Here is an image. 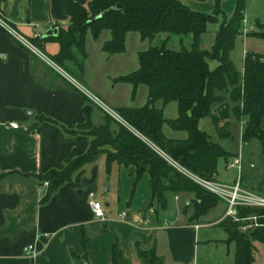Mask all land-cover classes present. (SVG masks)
Listing matches in <instances>:
<instances>
[{"label": "crops", "instance_id": "obj_1", "mask_svg": "<svg viewBox=\"0 0 264 264\" xmlns=\"http://www.w3.org/2000/svg\"><path fill=\"white\" fill-rule=\"evenodd\" d=\"M75 1L86 5L89 0ZM180 1L195 11L212 12L214 9V0ZM233 5L235 0L221 2V8L226 12L232 13ZM0 14L24 38H32L34 34L43 36L46 30L65 27L69 21L64 0H0ZM222 19L220 16L216 23L220 25ZM105 31L102 30L96 39L87 32L85 57L73 47L75 59L81 57L79 77H66L52 68L48 56L43 53L55 55L59 51L58 42L43 43V52L36 47L42 57L0 25V174H6L0 179V264H75V257L85 264H110L114 243L130 264L142 263L137 248L151 247L156 248L165 264H209L200 261L199 251L203 247V255L209 260L212 245L221 246V262L234 264L235 244L226 241L228 235L219 226L226 213L223 200L219 199L204 215L191 220V201L195 194L168 192L167 210H155L151 206L148 173L139 174L134 165L117 162L107 170L105 153L84 165L81 173L76 171L70 181L62 184L46 202L42 201L48 185L44 181L41 183L37 176L50 169L62 168L67 158L88 150L91 137L80 126L88 120L95 126L105 122L100 106L88 103L87 98L91 96L99 101V94L107 96L109 93L105 86L84 73V62L89 60L86 40L90 37L99 40ZM248 33L246 31V35ZM109 38L110 32L101 40V50ZM244 50L240 64H235L231 57L239 72L243 70L245 53L250 51ZM232 52L233 49L230 56ZM211 64L212 68L217 62ZM63 65L77 72V66L70 59L63 61ZM118 76L111 77L113 84L110 87L119 83L129 85L132 95V84L113 81ZM79 78H84L88 85ZM142 85H138L135 92ZM143 86L145 102L131 107H140L147 102V87ZM218 105L213 106V110ZM86 106H89L88 114ZM154 106L162 109L165 120L178 116L176 101L163 103L157 100ZM205 118L199 121L200 129ZM10 122L19 126L13 128ZM110 128L116 131L118 125L111 123ZM163 132L172 139H184L188 135L185 130L173 129L167 123L163 124ZM219 165L218 159L217 170ZM107 174L108 190L112 178L116 189L115 208H111L106 195L107 201L103 205L106 217L99 220L94 217L87 196L88 192H93L94 198L100 200L98 182ZM246 183L242 186L248 189ZM123 210L127 211L126 220L119 217ZM28 245H32L33 253H25L24 248Z\"/></svg>", "mask_w": 264, "mask_h": 264}, {"label": "trees", "instance_id": "obj_2", "mask_svg": "<svg viewBox=\"0 0 264 264\" xmlns=\"http://www.w3.org/2000/svg\"><path fill=\"white\" fill-rule=\"evenodd\" d=\"M223 0H214L212 12L190 9L180 0H89L86 5L75 0H64L69 18L65 27L59 26L55 36L30 38L31 43L42 48L43 43L58 42L59 51L51 56L57 64L73 58L70 48L75 46L86 56L85 36L88 31L96 39L102 30L110 32V38L102 44L107 54L125 51L126 34L139 33L140 39L152 40L159 33L167 37L160 45L149 46L137 53L138 67L113 79L114 82L132 84L134 95L138 85L147 87V102L140 107H120L119 115L125 123L115 122L112 131L111 118L103 124L92 125L88 120L79 128L91 137L88 150L67 158L60 169H50L37 176L48 186L42 201L46 202L64 183L70 181L76 171L95 161L105 153L106 168L113 162L125 166L134 165L138 173L147 172L151 192V206L155 210H167L168 192H193L191 220L204 215L219 198L196 183L179 167L207 180L217 173V161L226 157L227 151L210 135L199 128V121L210 117L220 138L230 136V114L244 122L241 138L247 142L258 138L264 142V54L247 51L243 58V70L239 72L231 58L236 37L242 34L246 0H235L234 10L226 16L221 8ZM119 6V7H118ZM97 14H100L98 17ZM223 19L215 32L211 48H200V39L209 23ZM258 30L248 33L264 37V20L257 22ZM171 34L192 36L189 47L179 49L167 46ZM216 61L214 67L209 63ZM228 98L234 105L230 107ZM176 101L178 116L165 120L162 109L155 101ZM219 104L216 110L213 106ZM89 112V106L85 107ZM167 123L176 130H185L184 139L168 138L163 132ZM79 175L76 178H79ZM6 174H0V179ZM264 195V194H262ZM239 218L258 216L259 226L240 230L242 222L224 216L219 226L234 242V264H252L255 260V242L264 244V208L237 206ZM141 264H165L155 247L137 248ZM75 264H85L75 257ZM110 264H130L116 243L111 247Z\"/></svg>", "mask_w": 264, "mask_h": 264}, {"label": "rangeland", "instance_id": "obj_3", "mask_svg": "<svg viewBox=\"0 0 264 264\" xmlns=\"http://www.w3.org/2000/svg\"><path fill=\"white\" fill-rule=\"evenodd\" d=\"M230 13L231 12L225 11L226 16H229ZM263 20H264V0H246L245 19L242 22V26H241L243 36H241L242 34L237 36L235 40L232 56H230V58L232 57L235 64H240L242 51L244 49H245L244 51L246 50L255 51L260 55L264 54V37H258L249 34L246 35V31L247 33L249 31L252 32L257 31L258 30L257 22H262ZM7 24L10 25L9 22H7ZM218 25H219L218 23H209L207 25L206 32L202 34L200 39V48L208 49V50L211 48L214 39V34L216 29L218 28ZM107 35H109L108 30L102 33V36L100 37L99 40H94L92 37L87 38L86 51L89 60L84 62L85 63L84 73L87 76H90L94 80H96V83L98 82V84L106 87L107 89L106 92L109 93L107 96H103L99 94V96H97L99 101L91 96L90 98L88 97L87 100L89 101L88 103L94 105L95 107L99 105L103 117L105 118L104 121L111 118L112 120L111 123L113 126L114 122H118V121L124 122L123 118L118 113L119 106L141 105L145 102V89H144L145 87L142 85L140 87L141 89L139 88L135 92L134 94L135 98L132 99L131 87L129 85H123L119 83L114 88L110 87V84H113L111 77L114 75H121L128 73L132 71L134 68H136L138 63L137 52L147 49L149 46L160 45L165 40L164 38L166 34L159 33L152 40L146 39L142 41L137 32L130 31L126 35L125 52L122 54L117 53L112 55L107 54L100 49V42ZM27 39L30 40V38ZM191 41H192V36L190 34L181 35V36L171 34L168 39V42L166 43L167 46L170 48L179 49L181 45L189 47ZM73 47L74 46H71L70 48L71 54L73 52H76V49ZM38 49L42 51V49L40 48ZM37 53L43 57V55L40 54V52ZM43 53H45L48 56L49 58L47 59L48 63H51L52 68H54L57 72H59L60 74L66 77H69L70 75L79 77L78 68L79 69L81 68L80 66L81 57H79V59H75V57L73 56V58L70 59V62L74 63L77 66L76 67L77 72L76 71L74 72L69 70L66 66H64L63 63L57 64L56 62H54L51 59V56L47 54V52H43ZM212 62L214 61H211L210 65H212L211 64ZM79 79L83 84H85L86 86L88 85L84 80V78L82 79L79 78ZM223 102H228L230 104V107L234 105V103L230 102L228 98H225ZM102 103L106 104L107 106L103 105ZM229 124H230L229 125L230 136L226 138H220L216 132V129L210 117L203 119L201 123L202 129L205 130L211 136L212 140L218 142L227 151L226 157L219 158L220 165L213 180L226 185H232L239 177L241 185L242 183L247 182L248 184L246 183L247 184V186H245L246 188H248L250 191L262 195L264 194V142H262L258 138H252L247 142H243L241 138V134H242V128L244 122L237 121L232 114H230ZM263 131H264V124H263ZM237 155L242 156L240 173L238 172L236 167H226V163L229 164L230 162H232L233 157ZM113 167H115V165H113ZM179 168L183 172H186V174L189 172L182 167ZM110 180H111L110 191L109 190L105 191V188L109 186L108 174L103 175L99 179L98 189H97L98 198L100 199L102 205H104V202L108 200V202L111 203V208H115L116 189L112 182L113 178ZM106 195L108 196L107 200H105ZM172 201L173 200L171 198V202ZM219 204H221L223 208L222 202H219ZM226 210H227V205H226ZM213 233H216V231L213 230ZM255 246H256V251L254 255L255 260L252 264H263L264 244L260 242H255ZM211 248L212 249L210 250V257L208 260V258L204 257L203 247H201L199 251L200 261L202 262L207 261L209 264H224V262H221V257H222L221 246L212 245Z\"/></svg>", "mask_w": 264, "mask_h": 264}, {"label": "built area", "instance_id": "obj_4", "mask_svg": "<svg viewBox=\"0 0 264 264\" xmlns=\"http://www.w3.org/2000/svg\"><path fill=\"white\" fill-rule=\"evenodd\" d=\"M0 25L6 28L13 36L23 45H25L28 49L39 52V50L34 46L31 41L23 36L19 35L17 32L13 30V28L7 24L5 18L0 14ZM39 37L38 34H34L33 36ZM53 64V63H52ZM10 126L13 128H17L19 126L16 122H10ZM227 167H236L238 172L241 171V156L237 155L233 157L232 162H230ZM186 173V172H185ZM189 177H191L196 183L201 185L203 188L208 190L209 192L216 195L219 199L223 200L227 205V210L225 216H230L234 221L242 222L240 225L241 231H246L249 228H253L259 226L258 216L251 215L247 217L239 218L236 214L237 206H250L257 208H264V195L257 194L253 191L247 190L242 187L239 177L232 185H226L223 183H219L214 180H207L201 178L195 174L187 173ZM45 185H48V181H44ZM88 203L91 207L92 213L96 219L104 220L106 217L105 210L100 200H96L94 198L93 192H88ZM119 217L123 220L127 219V211L123 210L119 213ZM26 254L33 253L32 245H28L24 248Z\"/></svg>", "mask_w": 264, "mask_h": 264}, {"label": "water", "instance_id": "obj_5", "mask_svg": "<svg viewBox=\"0 0 264 264\" xmlns=\"http://www.w3.org/2000/svg\"><path fill=\"white\" fill-rule=\"evenodd\" d=\"M99 15L100 14H97L96 17H98ZM57 31H58L57 27L50 28V29L46 30V32L43 34V37L50 36V35L55 36L57 34ZM107 190H108V187L105 188V191H107Z\"/></svg>", "mask_w": 264, "mask_h": 264}]
</instances>
